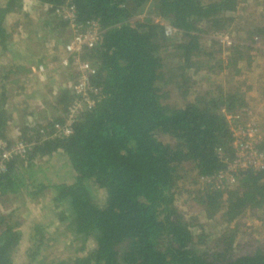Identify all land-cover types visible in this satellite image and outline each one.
<instances>
[{
	"label": "trees",
	"instance_id": "obj_1",
	"mask_svg": "<svg viewBox=\"0 0 264 264\" xmlns=\"http://www.w3.org/2000/svg\"><path fill=\"white\" fill-rule=\"evenodd\" d=\"M36 1L42 7L64 4ZM250 1L72 0L78 25L84 29L92 20L100 25L98 46L81 56L97 68L92 83L100 93L69 136L55 137L53 126L63 123L74 100L70 89L56 100L60 115L45 121L46 127L21 125L19 139L31 149L25 158L7 162L0 173V203L14 199L31 204L41 217L25 237L16 215L20 207L0 212V264H264V240L235 255L237 229L231 227L250 212L264 228V171L248 170L233 185L209 186L197 193L200 214L208 221L220 217L225 225L226 231L211 245L204 228L196 219L187 220L176 205L184 165L191 166L197 179L224 170L221 151L232 156L227 115L248 108L245 90L264 81L262 10L261 26L237 31L231 46L223 50L214 41L219 45L218 70L234 72L233 78L244 75L246 82L226 92L222 86L203 94L194 88V77L205 69L200 65L206 49L201 40L227 34ZM45 16L43 22H33L23 12L22 0H0V57L11 54L12 60L11 65H0V73L6 68L0 75V140L9 143L14 111L22 118L33 117L36 98L26 87L9 98V80L17 85L16 78L30 75L31 64L47 72L51 66L61 70V48L71 38L68 24L52 10ZM9 17L26 21V32L41 25L30 36L41 44L34 55L17 45ZM167 26L175 31L168 33ZM67 72L73 84L76 72ZM207 73L216 75L211 68ZM41 129H49V135H41ZM59 164L68 167V180L49 177ZM63 235L66 245L57 250V238ZM23 247L24 260L18 263L16 255Z\"/></svg>",
	"mask_w": 264,
	"mask_h": 264
},
{
	"label": "built area",
	"instance_id": "obj_2",
	"mask_svg": "<svg viewBox=\"0 0 264 264\" xmlns=\"http://www.w3.org/2000/svg\"><path fill=\"white\" fill-rule=\"evenodd\" d=\"M23 12L32 14V9L36 8L40 16H45L48 10L68 24L71 38L62 48V58L58 66L62 70L74 69L76 81L70 85L69 89L74 96V100L64 116L63 123L56 122L53 126L55 137L64 138L73 133V126L80 116L91 110L97 102L99 89L92 83L97 75V68L82 60L84 50L95 49L100 41V25L96 21H90L86 28L76 23V10L72 0H64V4L57 8L51 6H39L36 0H22ZM46 17V16H45ZM168 33L175 30L167 26ZM217 41L222 46L229 47L235 41L231 35H217ZM39 72H46L44 67L38 68ZM249 112L245 109L242 112L227 115L229 129L231 132L232 156L228 157L221 150V158L225 162L224 170L212 177H200L203 182V189L224 187L226 184L233 185L243 172L252 170L255 172L264 171V152L261 150L262 136L259 125L249 118ZM46 127L45 122H38ZM50 130H40L43 136L49 135ZM53 135L50 137L53 138ZM31 146L19 138L12 141L0 140V173L6 170V164L14 158H25Z\"/></svg>",
	"mask_w": 264,
	"mask_h": 264
},
{
	"label": "rangeland",
	"instance_id": "obj_3",
	"mask_svg": "<svg viewBox=\"0 0 264 264\" xmlns=\"http://www.w3.org/2000/svg\"><path fill=\"white\" fill-rule=\"evenodd\" d=\"M255 2L257 1L253 0V1H250V3L245 4L244 12L245 14H248V15H244L243 14L244 12H243L242 18L241 19L236 18L234 25H232V27L229 29L227 34L231 35L232 37L234 36L233 37L234 40L236 37H238L236 34L237 31L252 30V29L254 30V28H257V26H261L262 19L258 16V13L260 12L259 11L260 7ZM32 15L30 16L32 20L40 19L39 13L33 12ZM13 19L17 20V18H13ZM20 21L23 22V20H20ZM18 27H17V30L14 29L15 34L17 32H23L26 37L30 38L31 35L37 32L38 28H40L41 25H38V26L34 25L32 28H26L28 34L25 30H22L21 27H23V25L22 26L19 25ZM39 34L43 36L44 32L39 30ZM24 35H21V37L25 38ZM176 37L177 39L180 38V36H176ZM217 37L218 36L213 35L212 37L206 38L205 40H201V45H203L206 49L204 51L202 50L201 52L202 58L204 57V59L200 65L201 66L204 65L203 67L205 69L203 71H200L199 74L196 77H194V80H193V81L198 82V85H196L194 88L198 89L201 94H203L204 92L208 93L210 91H214L215 87H219V86H222V91L226 92L229 89L230 90L235 89L236 87H234L233 85H242V82H244V80L246 79L244 75H240L239 77L233 78L234 72L221 73L218 70L217 61H215V59L217 58L215 57L216 56L215 50H219V45H217L216 42H215L216 45L214 44V41H216L215 39H217ZM30 40L29 39L25 40L26 44H28ZM172 40L177 42V40H174V39ZM35 43L36 44L34 45L31 44L32 45L31 47L34 50H38L40 43L38 41ZM222 47L224 50L225 46H222ZM224 55L228 56V53L225 51ZM261 64L262 65L264 64V53H263ZM241 66L242 65H240L239 67ZM209 68H211V71L213 73H216V75H210L209 73H207ZM31 85L33 84L31 83ZM243 85L245 86L246 84H243ZM254 89L256 90V88ZM254 89L253 90L246 89L245 91H248L247 96L249 94L251 95V93L255 91ZM259 94H262L261 90H259V92L255 94V96H253V98L257 100ZM260 105L261 103H258L254 105L253 107L255 106L258 107ZM247 106L249 108H246V110L249 112L252 109L251 103L247 104ZM45 110H46L45 107L41 108V111H45ZM15 112L16 111H14V116L15 118H17L16 120L18 122H22V120H20V114H15ZM251 120L256 122L259 125L261 136H262V144H263L264 142V120L256 119L253 116L251 117ZM260 148L262 149V146ZM181 169L182 171H180L179 173L181 178L178 180V183L176 185V192L178 194L177 199H176L177 200L176 205L178 209L182 211L184 215H186L187 220L192 221L193 219H196L195 223L197 224V226L204 228V230L210 235L209 245H211L213 241L217 242L221 234H223L226 231L225 225H223V220L220 217H216L212 221H208L205 219L203 214H200V209L196 205V200L194 198L198 196L197 193L199 191L203 190L202 188L203 182L199 180L200 179L199 177H198L199 179H197L195 171H193L191 166L184 165ZM49 177L53 181L59 180V179L68 180L70 178L69 169L67 166H64L63 164H59L53 170L49 172ZM98 195L100 198L102 197L101 192H99ZM18 206L20 207V211L16 215H18V219L21 222H23L22 230L26 237L29 231V228L34 224V222L38 221V219L41 217L40 215L41 213L38 211V209H35L33 206H31V204L24 206L22 205V203L14 199L10 200V202L4 205L0 203V212H10L13 207H18ZM252 217L253 216H251L250 212H246L243 215V217L235 223L236 225L234 224L231 225V227H234L235 229H237V235H236V239L233 245V248L235 249L234 251L235 255H238L239 253L240 254L246 253L247 251L251 250L252 248L257 246L264 240V228L261 227V225L257 223L255 220H252ZM57 240L58 241L56 242V245H57L56 249L63 250L67 242L65 235L58 237ZM24 243H25V238L23 240V244ZM24 249H25L24 247L21 248L16 255V260L18 263L24 260L23 258ZM69 252H72V251L69 250Z\"/></svg>",
	"mask_w": 264,
	"mask_h": 264
},
{
	"label": "crops",
	"instance_id": "obj_4",
	"mask_svg": "<svg viewBox=\"0 0 264 264\" xmlns=\"http://www.w3.org/2000/svg\"><path fill=\"white\" fill-rule=\"evenodd\" d=\"M259 2V11L264 10V4L262 3L263 1H257ZM37 8V7H36ZM36 8L32 9V11L35 13ZM263 14V12L261 13ZM32 14H29V17ZM33 16V15H32ZM39 16V15H38ZM40 19L34 20V22H43L46 18L45 16H39ZM32 19V18H31ZM24 22H21L20 20H16V19H12V18H8V25L13 26L14 29L17 30V27L19 25H23ZM19 28V27H18ZM22 28V27H21ZM22 30H24L22 28ZM21 35H24L23 32H17L14 35V39L17 42V45L24 49V51H27L30 53V55H34L33 53L36 52L37 50L32 49V45L36 44L35 42L37 41V38L30 40L29 37L25 38L21 37ZM21 38H20V37ZM29 39V43L26 44V41ZM20 43V44H19ZM23 44V45H22ZM32 44V45H31ZM41 45V44H40ZM49 49L48 52L50 50V48L52 47L50 44H48ZM50 55H48V58L46 59L47 63H49V61L52 60L51 58V53H49ZM28 55V56H30ZM11 54H4L0 57V65L2 66H6V65H11L12 64V60L10 58ZM55 57H56V53H55ZM58 58V57H57ZM32 61V59H31ZM50 64V63H49ZM244 63H241L240 65H243ZM32 66L28 67V71H30V75H21L18 78H16V83H18L17 85H13L11 83L10 79V84L7 85V88L9 89V98L12 97L11 93L15 94V90L19 89L20 87H26L27 93H32L35 92V101L33 103L32 110L30 112H32L34 115L33 117H25L22 118L21 114H20V120L22 119V122H18L15 118L14 123H12V126L9 128V139L14 141L18 138H20V129L22 128L21 125H27L29 123H35L37 124L38 122H45L47 120H52V117H57L60 115V109H58L57 104H56V100L63 94L62 92L66 91V89L69 90V87L71 85V82L68 81V77H66V73H68L66 70H57L56 67L51 66V71L50 72H39L38 73V66H34L33 64H31ZM49 67V66H48ZM262 67L264 68V64H261V69ZM2 69V73H0V75L3 74V71L6 70V68L1 67ZM263 70V69H262ZM31 83L33 85H31ZM1 84H0V94H1ZM261 88L262 94H259L257 100L255 98H253V96H255V94H257L259 92V89ZM247 104L251 103L252 109L249 111V118L251 119V117H255L256 119L259 120H264V81H260L258 82V84L256 85V90L254 92L251 93V95L249 94L248 96H245ZM261 103L260 106H255L254 105ZM254 104V105H253ZM45 107L46 110L45 111H41V108ZM249 108V107H248ZM251 108V107H250ZM18 114V113H17ZM252 115V116H251Z\"/></svg>",
	"mask_w": 264,
	"mask_h": 264
}]
</instances>
